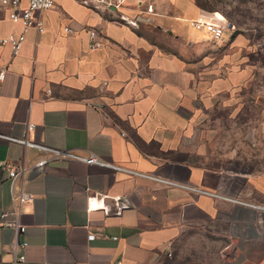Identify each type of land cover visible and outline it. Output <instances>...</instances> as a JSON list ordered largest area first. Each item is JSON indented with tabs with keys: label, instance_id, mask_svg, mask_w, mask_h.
<instances>
[{
	"label": "crops",
	"instance_id": "crops-1",
	"mask_svg": "<svg viewBox=\"0 0 264 264\" xmlns=\"http://www.w3.org/2000/svg\"><path fill=\"white\" fill-rule=\"evenodd\" d=\"M54 1L39 15L44 30L29 29L18 54L0 43V134L217 196L63 156L34 166L44 151L0 137V160L30 167L25 264H264V150L252 170H236L233 162L244 159L236 121L210 127L203 119L213 99L240 88L239 72H223L222 61L204 67L209 31L194 21L219 6ZM93 29L103 42L96 49ZM21 31L0 1V39ZM228 34L231 27L222 40ZM115 199L129 204L119 212ZM13 207L11 180L0 169V209ZM13 234L0 225V264L12 259Z\"/></svg>",
	"mask_w": 264,
	"mask_h": 264
},
{
	"label": "rangeland",
	"instance_id": "rangeland-1",
	"mask_svg": "<svg viewBox=\"0 0 264 264\" xmlns=\"http://www.w3.org/2000/svg\"><path fill=\"white\" fill-rule=\"evenodd\" d=\"M212 1L220 8L216 10L220 12L218 17L227 15L222 10L232 15L231 29L236 35L228 34L222 40L208 32L206 39L210 50L207 53L211 59L205 62L204 67L214 70V65L222 61L223 72L229 69L239 72L240 88L234 95L223 93L213 99L203 119L210 127L215 126L213 121L217 119L236 121L237 124L232 125L240 136L238 144L243 148L239 147V155L244 159L234 161L232 167L245 172L252 170L254 156L264 150V0ZM210 16L207 20L217 22L215 14ZM199 257L205 255L199 254Z\"/></svg>",
	"mask_w": 264,
	"mask_h": 264
},
{
	"label": "built area",
	"instance_id": "built-area-1",
	"mask_svg": "<svg viewBox=\"0 0 264 264\" xmlns=\"http://www.w3.org/2000/svg\"><path fill=\"white\" fill-rule=\"evenodd\" d=\"M2 5L9 9L10 19L14 23H19L22 25V31L19 34H10L6 38L0 39V43L10 45L15 54H18L22 49L23 44L26 40V33L31 28H36L38 31H43L44 26L43 22L39 19V15L53 8L55 1L54 0H0ZM127 0H109L111 5L122 6ZM217 13H220L216 10H205L201 9L198 18L194 21V26L198 29H206L209 32H212L216 37H222L224 32L230 27V18L228 15H222L218 17ZM210 14H215L217 22L211 24V21H207L205 18L211 17ZM67 31H71L69 27H66ZM90 43L89 46L91 49H96L102 46L103 42L97 30H90ZM6 71L0 70V78L3 79ZM35 123H29L28 129L33 130L35 128ZM0 137L8 141H13L24 145L25 147H33L38 150L44 151L47 156L40 159L34 166H44L50 159L53 158H70L83 161L88 164H95L103 167H107L113 170H125L129 173L146 176L150 179L162 182L170 186L182 187L185 189H190L193 191L209 194L212 196H217L215 193H210L207 191L200 190L196 187H192L183 183H177L164 179L158 175H148L139 173L137 171H131L125 169L121 166L106 162L103 159L95 156H83L75 154L71 151H64L56 148L49 147L44 144H40L34 141H31L27 136L15 137L10 135L0 134ZM0 169L7 172L9 179L11 180L12 190H13V199L14 207L11 209H0V225L2 227H10L13 229V239L10 244V249L12 252V259L9 264H25L27 261L26 248L28 242L26 240H21V235L26 233V225L22 221L23 209L22 206L26 202H32L34 196L28 193L24 188V179L29 171L30 167L25 164H16L12 161L0 160ZM20 180V183H17ZM236 202H241L239 199H231ZM128 201L115 199V206L121 211L122 209L128 206ZM109 211V208H105ZM89 238L93 239L94 235H89Z\"/></svg>",
	"mask_w": 264,
	"mask_h": 264
},
{
	"label": "trees",
	"instance_id": "trees-1",
	"mask_svg": "<svg viewBox=\"0 0 264 264\" xmlns=\"http://www.w3.org/2000/svg\"><path fill=\"white\" fill-rule=\"evenodd\" d=\"M228 16H229V18L231 19L232 15L230 14V15H228ZM235 35H236V33H234L232 37H235Z\"/></svg>",
	"mask_w": 264,
	"mask_h": 264
},
{
	"label": "water",
	"instance_id": "water-1",
	"mask_svg": "<svg viewBox=\"0 0 264 264\" xmlns=\"http://www.w3.org/2000/svg\"><path fill=\"white\" fill-rule=\"evenodd\" d=\"M229 27H232V23H230Z\"/></svg>",
	"mask_w": 264,
	"mask_h": 264
},
{
	"label": "bare ground",
	"instance_id": "bare-ground-1",
	"mask_svg": "<svg viewBox=\"0 0 264 264\" xmlns=\"http://www.w3.org/2000/svg\"><path fill=\"white\" fill-rule=\"evenodd\" d=\"M214 22H212L211 24H213ZM214 25V24H213Z\"/></svg>",
	"mask_w": 264,
	"mask_h": 264
}]
</instances>
